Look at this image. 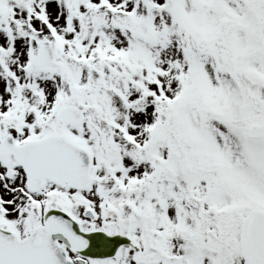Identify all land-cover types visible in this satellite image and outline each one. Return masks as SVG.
Returning <instances> with one entry per match:
<instances>
[{"label":"snow or ice","instance_id":"obj_1","mask_svg":"<svg viewBox=\"0 0 264 264\" xmlns=\"http://www.w3.org/2000/svg\"><path fill=\"white\" fill-rule=\"evenodd\" d=\"M0 264H264V0H0Z\"/></svg>","mask_w":264,"mask_h":264}]
</instances>
